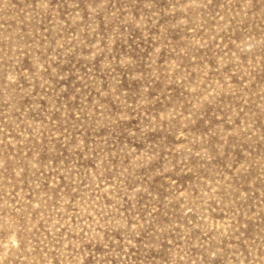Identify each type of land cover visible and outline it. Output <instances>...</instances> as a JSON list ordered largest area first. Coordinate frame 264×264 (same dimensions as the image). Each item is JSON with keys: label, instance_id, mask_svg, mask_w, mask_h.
<instances>
[{"label": "rangeland", "instance_id": "obj_1", "mask_svg": "<svg viewBox=\"0 0 264 264\" xmlns=\"http://www.w3.org/2000/svg\"><path fill=\"white\" fill-rule=\"evenodd\" d=\"M0 264H264V0H0Z\"/></svg>", "mask_w": 264, "mask_h": 264}]
</instances>
